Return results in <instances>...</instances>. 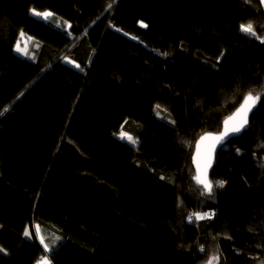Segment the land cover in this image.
Here are the masks:
<instances>
[{
  "label": "trees",
  "instance_id": "16d2710c",
  "mask_svg": "<svg viewBox=\"0 0 264 264\" xmlns=\"http://www.w3.org/2000/svg\"><path fill=\"white\" fill-rule=\"evenodd\" d=\"M249 22L264 38L260 0H0V264L45 254L33 223L51 264H264V96L218 150L211 194L191 163L264 93Z\"/></svg>",
  "mask_w": 264,
  "mask_h": 264
},
{
  "label": "snow or ice",
  "instance_id": "6c2138e0",
  "mask_svg": "<svg viewBox=\"0 0 264 264\" xmlns=\"http://www.w3.org/2000/svg\"><path fill=\"white\" fill-rule=\"evenodd\" d=\"M113 2H114V0H113ZM260 3H261V5H264V0H260ZM111 6H112L111 4L108 5L109 8H111ZM32 14L36 15V16H43L45 19H47L49 16L52 15L51 13H47V12H45V13L37 12L34 9L32 10ZM240 30H241V32H243L245 34L251 35L257 39H261V41L264 42V38H261L257 35L256 31L254 30V26L251 22H249L248 24H241ZM23 35H24L23 32H21V37H23ZM29 39H31V38H29ZM19 45H20V41L18 40L15 50L18 52H25V49H21ZM221 55H223V53H221ZM76 67H79V65H76ZM262 96H264V93H256L255 95H253L252 92H249L248 94H246L244 96L243 102L235 110V112L231 116H229L228 118L225 119L224 131H222L218 136L214 137L215 141L217 143H219L220 141H222L226 137H228L230 134L238 133V132L242 131L248 123L247 117H248L249 112L255 106L257 101L261 99ZM155 107H156V109H160V105H156ZM2 114L3 113H0V115H2ZM157 114H159V113H157ZM121 128H123V125L121 126ZM120 137H121V139L127 138L130 143H133V144L136 143L135 139H133L131 136H127V134L124 133L123 131L120 133ZM205 138H206L205 136H202L201 140H204ZM197 147L199 148V142L197 144ZM193 179L196 180V182L198 184L203 185L204 191L211 194V192L213 190V185L207 179L206 170H205V174L202 175L200 172L199 165H198L197 166V175L194 176ZM223 183H224L223 181H217L216 182L217 186H220V187L223 186ZM210 215L211 214H209V213H203V214H201V213H190L187 219L189 222H191L193 220V218H195L196 220H201V219H205V218H210ZM36 232H37V235L39 236L40 245H42L43 252L45 253L36 261V264H51V260L49 259L48 254H50L53 251V248L50 247L49 244L45 242V238L42 235H39V232H40L39 226H36ZM30 235H31V233H30L28 227H26L25 231H24V236L30 237ZM59 239H60L59 237L56 238V240H59ZM200 250L204 251L203 247H201ZM0 252H5V249L0 248ZM216 260H218V257H211L206 262V264H214V261H216Z\"/></svg>",
  "mask_w": 264,
  "mask_h": 264
},
{
  "label": "water",
  "instance_id": "95a60500",
  "mask_svg": "<svg viewBox=\"0 0 264 264\" xmlns=\"http://www.w3.org/2000/svg\"><path fill=\"white\" fill-rule=\"evenodd\" d=\"M242 102H243V100H242ZM240 104L228 116H226L223 119L222 124H221V128L219 131L202 133L196 139L195 144H194L193 153L191 156V163H192V166H193L194 171H195V176L197 175V166L199 165L201 174L204 175L205 170H206L207 179L210 181V174H211L212 168L214 166L218 150L221 147H223L230 139L240 136L245 131V129L247 128L250 116H251L252 112L254 111L257 103L252 108V110L249 112L248 117H247L248 123L242 131H240L238 133L230 134L228 137H226L224 140L220 141L219 143H217L214 139V137L218 136L222 131H224L225 119L228 118L229 116H231L235 112V110L240 106ZM202 136H205L206 138L204 140H201ZM198 142H199V148L197 147Z\"/></svg>",
  "mask_w": 264,
  "mask_h": 264
},
{
  "label": "rangeland",
  "instance_id": "374dc122",
  "mask_svg": "<svg viewBox=\"0 0 264 264\" xmlns=\"http://www.w3.org/2000/svg\"><path fill=\"white\" fill-rule=\"evenodd\" d=\"M32 10H31V12H32ZM34 10H36V9H34ZM36 11L37 12H41V13H45V12L50 13V11H39V10H36ZM34 16H36V15H34ZM36 17L42 18L44 20H47L50 16L47 19H45L43 16H36ZM29 38H30V36H28V35H23V37H21V35H20V38H19L20 45L19 46H20L21 49H25V52H18V51H16L15 49H16L17 44L15 45L14 51L16 53L20 54V55H25V53L27 51V47H28L29 41H30ZM66 61L72 63L67 58H66ZM120 133L118 135H120ZM36 226H39V229H40L39 235H42L45 238V242L48 243L49 240H47V236H46L45 232L41 229V227H40L39 224L33 223L31 229H29L30 233H32L39 240V236L37 235V232H36ZM49 236H50V241L54 242L56 240V236L55 235H49Z\"/></svg>",
  "mask_w": 264,
  "mask_h": 264
}]
</instances>
